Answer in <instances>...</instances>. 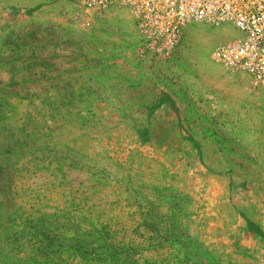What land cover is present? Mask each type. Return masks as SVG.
Wrapping results in <instances>:
<instances>
[{
  "label": "rangeland",
  "instance_id": "obj_1",
  "mask_svg": "<svg viewBox=\"0 0 264 264\" xmlns=\"http://www.w3.org/2000/svg\"><path fill=\"white\" fill-rule=\"evenodd\" d=\"M240 36L155 65L124 12L0 0V264H264V90L216 57Z\"/></svg>",
  "mask_w": 264,
  "mask_h": 264
},
{
  "label": "built area",
  "instance_id": "obj_2",
  "mask_svg": "<svg viewBox=\"0 0 264 264\" xmlns=\"http://www.w3.org/2000/svg\"><path fill=\"white\" fill-rule=\"evenodd\" d=\"M95 16L120 11L131 18L141 40L138 57L149 64L170 62L193 25H231L241 36L216 50L220 64L246 74L264 90V0H74Z\"/></svg>",
  "mask_w": 264,
  "mask_h": 264
},
{
  "label": "trees",
  "instance_id": "obj_3",
  "mask_svg": "<svg viewBox=\"0 0 264 264\" xmlns=\"http://www.w3.org/2000/svg\"><path fill=\"white\" fill-rule=\"evenodd\" d=\"M249 226L257 233H259L258 229L254 228L251 224H249Z\"/></svg>",
  "mask_w": 264,
  "mask_h": 264
}]
</instances>
